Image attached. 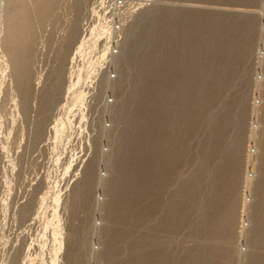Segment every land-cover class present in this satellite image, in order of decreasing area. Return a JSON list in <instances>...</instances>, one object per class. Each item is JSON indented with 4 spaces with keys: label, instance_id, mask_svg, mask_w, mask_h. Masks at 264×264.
Wrapping results in <instances>:
<instances>
[{
    "label": "rangeland",
    "instance_id": "1",
    "mask_svg": "<svg viewBox=\"0 0 264 264\" xmlns=\"http://www.w3.org/2000/svg\"><path fill=\"white\" fill-rule=\"evenodd\" d=\"M34 9L15 70L4 49L8 1L0 0V264H132L146 232L160 235L151 230L190 186V211L163 248L173 249L163 264H188L202 217L221 219L207 204L234 180L224 264H264V0H53L47 18ZM181 12L189 42L176 50L171 40L181 80L167 78L166 98L181 91L170 103L193 106L176 132L181 155L158 176L160 205L145 220L147 176L161 165L147 157L157 141L146 136L159 124L149 111L161 85L146 88L141 58L151 26L161 35ZM192 61L195 72L182 80ZM229 61L235 68L219 97L197 109L216 89L210 65L223 62L225 72Z\"/></svg>",
    "mask_w": 264,
    "mask_h": 264
},
{
    "label": "bare ground",
    "instance_id": "2",
    "mask_svg": "<svg viewBox=\"0 0 264 264\" xmlns=\"http://www.w3.org/2000/svg\"><path fill=\"white\" fill-rule=\"evenodd\" d=\"M7 1H8L9 12H7L8 14L5 17V22H4L6 25V32H5L6 37L4 41V49L8 53L12 61V65L16 70V68L18 69L19 67H21L22 59L20 60V57L22 54V50H25L26 47L23 46V44L24 43L29 44L28 41H30L33 36L32 31L30 29V25L32 22L30 13L32 7L35 8L34 10H36L37 8H41L42 10L43 8V11H40L41 12L40 17L47 18L51 13L53 0H40V1L30 0L27 2L24 0H7ZM34 1L37 2L39 1L38 5L37 4L35 5L33 3ZM185 19H186L185 15L181 12L178 18H176L177 22L171 21L169 22L168 25L165 24V29H164L165 33L161 35H158V31H157L159 24L156 26L152 25L151 28L149 29L151 35H150V39L147 41L148 49L143 52L141 58L142 70H140V72L142 74L145 73L144 78L146 80L145 83L146 88L149 91L153 90L156 87L155 85L157 81H160V85H161L160 86L161 99L158 104L159 105L158 109L152 108L149 111V115L152 118H154L156 115L160 116V120H158L159 124L157 125L156 122L155 126L154 125H152L151 127L148 126L147 128L149 129L147 130V135H146L148 137V141L151 140V138H153L154 136L157 141V145L156 147H154L155 150L152 151V153L155 154V156L153 157L152 153H149L147 157L152 158L153 161L157 159L156 161L157 163L158 160L161 158V165L158 163L159 165L157 164L158 166L154 170L155 172L147 176L148 184L145 191V198L144 196L141 198V200L143 199V201H145V210L143 213V218L145 220L146 218H148L151 212L154 211V209H156L160 205V198H161L160 195H162L163 188L161 185L162 176H160V179L158 178V176L160 172L161 174L162 172L165 173L166 171L168 173L169 167H170L169 170L174 169L176 165L175 163H177L175 162V160L177 161L181 155L180 154L181 143L184 142L183 140L182 141L180 140L181 137L179 136V133L176 135V132L179 130L181 132L183 126L186 127L189 125L187 124L185 119H182V113L185 114L184 112L187 111L186 109L187 106L189 108L193 106V103L191 101L189 102L188 105H186V103L184 102H182L184 104L181 103L183 106L177 105L180 103L176 104V101L179 97V93H181V91L176 96V99L171 98L169 100V98H166L167 95L166 91H168L171 84L170 82L168 83L169 80L167 81V78L168 79L172 78V82H174L173 84H175L177 80H181V78L178 79V76L176 75V72L178 71L177 68L180 65V60L177 58H172L173 49L171 48V40L176 39L177 41L175 44L176 50L177 49L179 50L183 46L182 43L186 45V43L189 42V39L186 37L185 22H187V19L186 21ZM220 38L222 39V37ZM211 51L212 50L209 49V52H207L206 54L200 57L198 56L197 57L198 60L196 62L198 61L200 62L203 56H204L203 58L204 61L205 58H210ZM190 63L188 66V71L186 69L182 80H185L190 74L195 72V68H191L194 67L193 66L194 62L192 61ZM220 65L223 66V62L219 63V66ZM210 66L211 67L209 71L212 72V74L215 73V75L211 77V86H213L216 89L212 88V92L210 91L209 95H206L204 99H200V100L197 99V101L194 103V106L197 109L200 107L202 108L207 107L214 101L215 98L219 97L220 92L218 88L222 87L226 83L230 73H232V70H234L233 68H235V63L234 61L233 62L229 61V63H226L225 72H223L224 66L219 67L213 63ZM196 72H199L197 68H196ZM141 73L139 74L143 76L144 74L142 75ZM205 78L202 77L201 79L197 80V85L206 84L208 79ZM185 91L186 89L184 87L183 94H185ZM172 99L176 100L175 104L170 103ZM156 126L158 127L156 128ZM235 161H236V157H234V159L231 158L229 161L226 162V164L229 163L232 164ZM235 184H236V180L232 182L230 187L226 188V190L221 192V195L219 196L220 198H218L214 204H210V203L207 204L206 212L209 213V211H213V212L218 211L217 212L218 215L221 214V219L220 221L210 224L205 221L204 219L205 217H202L203 218L201 220L202 222L200 221L201 223L199 222L197 224L196 247L194 248L193 256L188 261V264H224L229 259L230 256L229 241L231 239V235L233 234V224H234L233 210L235 209L234 208L235 204L233 203L232 200L233 198H235L233 195ZM192 188L193 187L186 186L182 188V191L180 190L181 191L180 198L182 200L180 201V204L178 206L176 204H174V206L172 205L173 208L170 209L169 213H167L165 219L161 218L160 221L158 222V225L154 226L153 230H151L154 232L158 231L160 235L158 234L157 236L155 235L153 237H150V235L146 232L145 237L143 238L144 247L142 248L141 251L139 250L135 254H133L134 256L132 255L134 264H139L140 262L141 264H153L154 262H156V264H163L168 258L171 257V254H173V249H171V251L169 252L167 250L163 251L164 242L166 240L168 241L167 239L168 237L166 236H170L173 232H176L175 231L176 230L175 225L177 222L176 219L179 216L180 218L186 217V215L190 211L189 202L192 201V199L194 198V190ZM126 190L128 191V188H126ZM227 198L230 199V201L226 203L224 201ZM134 199L135 198H133V201H135Z\"/></svg>",
    "mask_w": 264,
    "mask_h": 264
}]
</instances>
